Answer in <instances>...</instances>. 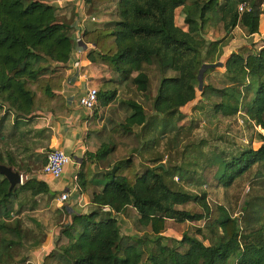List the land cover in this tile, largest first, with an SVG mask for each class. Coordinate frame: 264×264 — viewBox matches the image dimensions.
Segmentation results:
<instances>
[{
	"label": "trees",
	"instance_id": "trees-1",
	"mask_svg": "<svg viewBox=\"0 0 264 264\" xmlns=\"http://www.w3.org/2000/svg\"><path fill=\"white\" fill-rule=\"evenodd\" d=\"M245 1L250 10L240 14L238 8ZM262 1L85 0L94 12L113 5L117 18L82 37L95 47L88 59L118 78L101 86L98 106L113 104L119 85L130 83L148 97L152 78L159 84L151 119L142 104L129 100L121 102L130 112L124 122L110 128L91 125L78 183L94 209L70 215L43 264H264V213L256 219L252 214L259 213L254 207H262L255 200L264 202V197L247 199L238 219L225 204L210 201L208 193L212 188L227 192L248 176L253 184L264 182V134L257 130H264V47L243 48L229 58L228 85L211 77L220 66L222 45L236 27L248 37L260 33ZM209 26L224 37L208 42ZM72 35L70 22L48 0H0V142L8 141L5 148L18 133V144L29 145L24 128L38 117L36 112L68 114L65 100L56 93L62 89L75 47ZM198 90L216 115L240 114L254 139L238 151L213 154L208 165L191 173L184 165L145 166L140 156L157 148L160 138L150 133L158 120H163L162 134L176 130L175 148L182 145L178 124L197 123L186 121L182 109L196 99ZM11 116L14 124L5 132ZM255 141L260 143L257 149ZM202 142L193 149L197 156L204 154ZM30 158L0 147V164L24 175L23 185L12 190L0 175V264H11L8 250L24 241L20 224L8 225L16 206L29 204L33 212L42 196L51 197L45 182L28 177L30 168L22 172L20 161ZM176 175L189 188L178 186ZM118 216L131 222L127 236L122 235ZM169 221L194 226L177 246L163 235ZM200 222L203 226H196Z\"/></svg>",
	"mask_w": 264,
	"mask_h": 264
},
{
	"label": "crops",
	"instance_id": "crops-1",
	"mask_svg": "<svg viewBox=\"0 0 264 264\" xmlns=\"http://www.w3.org/2000/svg\"><path fill=\"white\" fill-rule=\"evenodd\" d=\"M48 3L57 8L58 14L62 19L70 22L73 27L72 37L74 41L80 31L84 35L86 31L103 28L117 20L115 7L113 5H104L99 11L93 13L88 5L80 3L79 0H48ZM262 9L264 10V0L262 1ZM82 17H84L86 21L81 22ZM92 18L96 19V22H93ZM205 37L208 42H217L224 36L216 27L209 26L206 30ZM263 47L264 16L261 17L260 33L248 37L238 26L229 34L226 43L222 45V55L217 60L220 66L211 72V77L220 84L228 85L229 83L226 78V63L229 58L243 48L259 51ZM94 49L95 47L92 44H88L84 42V40L83 42L81 41L80 45L74 47L70 61L67 64V68L64 72L65 78L62 89L56 93L65 100L68 109L67 115L56 116L52 112H36L35 115L38 117H36L31 124L26 126V129L24 128V130H27L26 135L29 145L25 147L18 144L19 133L14 139L9 141V148L4 147V144L8 141L4 143L0 142V147L3 151L10 152L11 154L15 153V156L19 158H28L33 155L39 157L41 154L45 155L51 148L62 149L71 157V162L60 179L56 180L50 175H47L44 172V168L40 171H32V173L28 174L29 178H35L45 182L49 186L51 191L50 200L51 203L55 205L54 215L51 217L47 215L45 221L41 223L46 229V238L39 246H36L34 250H32L34 262L44 261L45 257L54 251L62 229L61 226L70 221V215L72 213L86 214L94 209V206L90 204L85 194V204L79 203L75 195H72L70 200L65 203V207H62V205L58 203V197L69 190L73 185L74 176H78L81 170L83 159L87 153V139L91 125L97 123L100 127H103L106 122L104 114L108 113V110L113 106V104L107 107H99L97 105L96 109L91 113L79 106V99L85 94L88 86L97 87L100 90L101 86L105 83H110L113 79H118L105 66L93 64L88 59L89 53ZM204 51L206 52V50ZM66 82L69 83L66 84ZM206 82H208L207 79ZM120 86L121 85L117 87L118 94L123 91L126 84H124V88ZM118 98L119 97H117V99ZM182 113L186 117V121H195L197 122L196 125L205 121L202 116L205 115L204 117L209 119V126H207L206 137L201 138L200 141H190L185 145L183 153L185 162L178 165H184L185 169L191 173L194 170L198 171L204 165H208L210 161L214 159L213 154L217 155L230 151V146H226L227 144L220 139L222 136L220 135V130H222V127L226 128L229 124L231 125L235 121L240 120L242 117L240 114L230 118H223L220 115H216L213 108L204 101L200 90L197 92L196 99L182 109ZM7 121L5 132H9L10 128L13 126L15 121L14 116L9 117ZM204 125L205 124L202 123L200 126L204 127ZM226 132H228L227 135L231 134L229 129H226ZM262 134H264V131ZM25 140L27 141V138ZM201 141L205 144L201 148L204 154L202 155L200 153V155L197 156L193 153V149L197 147ZM259 146L260 143L258 147ZM231 151L235 152L238 150H233L232 148ZM153 154L154 151L147 153L148 156H146V158L148 159H145L143 163L145 166L152 168L156 165V163L149 162L159 158L153 157ZM163 162L164 160L158 164L162 165ZM217 190L222 191L221 188ZM209 191L210 190H208V192ZM48 200V196H42L37 209L31 212L28 206L25 213H38L48 210L50 207Z\"/></svg>",
	"mask_w": 264,
	"mask_h": 264
},
{
	"label": "rangeland",
	"instance_id": "rangeland-1",
	"mask_svg": "<svg viewBox=\"0 0 264 264\" xmlns=\"http://www.w3.org/2000/svg\"><path fill=\"white\" fill-rule=\"evenodd\" d=\"M180 11L181 9L176 10V23L180 25L182 23V19L180 18ZM91 12H94L91 10ZM158 79L156 77L152 78V87L151 92L148 95V97L136 90V88L131 85L130 83H127L125 88L124 84H122L120 87L124 88L123 91L118 94V99L115 103H113V106L108 110V113L104 114V118L106 120L104 126L107 128L113 127L117 124V122H124L126 117L130 114L129 111H127L124 106L122 105V101H129L134 100L138 103L142 104L146 110V113L148 117H151L154 115V112L152 110V102L153 99L157 93L158 88ZM204 120L203 122H200V124L197 126H190L191 123L182 121L179 123V127H182L181 130V144L179 148H175V142L174 138L176 135V130L174 128L170 131H167L166 133H161V122L163 120H158L156 122V125L153 127L151 134H153L156 138H160L157 148L154 150L153 157H159L156 165L160 163L162 160H164L162 165L165 166H174L178 164H182L185 162V158L183 156L184 148L187 143L190 141H200L201 138L206 137L207 133V126H209V119H206L207 117H204L205 115H202ZM200 120V119H199ZM205 124L204 127H201V124ZM177 122L176 119L173 120L172 125L176 126ZM184 125V126H183ZM226 129H229L230 135H227L228 132H226ZM136 132H139V128L136 129ZM257 130L261 133H263L264 130H262L260 127L257 128ZM221 140L225 142L227 145L230 146V151L232 150H238L241 148V146H248L250 143V140H253L252 132L246 128V124L243 121V118L241 117L240 120L235 121L233 124H229L228 126L222 127V130H220ZM259 145L258 142H253V147L257 148ZM148 156L147 154H143L140 156L142 163L145 162V159ZM32 158V157H31ZM29 160H26L24 162L20 161V164L22 168V172L25 171L26 166L27 168H30L31 171H40L42 168H44L46 163V157L44 154H41L39 157L34 156V158ZM151 159V158H149ZM21 173V172H20ZM23 175V173H21ZM175 182L178 186L183 188H189L187 186L186 181H182L178 175H176ZM252 178L249 179V176L246 180L239 183L237 186L227 190L221 191L212 188L209 193V200L212 202L222 203L225 204L229 211H231L233 217L241 218L242 217V205L247 202V199L251 198L254 199L256 197L262 196L264 197V182L258 181L254 184L251 182ZM194 190V188L192 189ZM200 191V190H199ZM25 196H21L20 201H24ZM49 201V209L38 212V213H25L28 209V205L24 206L22 209L18 208L16 206V215L13 217L12 220L8 221V225L11 227L16 226V223L20 224V229L22 231L23 235V243L20 246H14L11 247L8 252V262L11 264H43V261H33V254L32 250H34L35 242L42 243L46 238V229L44 228V225L41 224L43 221H45V218L51 217L54 215L55 205L51 203L50 197L48 196ZM255 202L260 206L254 207V210L259 213H252L255 217H260L264 213V202L261 200H255ZM19 204V203H18ZM62 207H65V204L62 205ZM260 207V208H259ZM252 209V207H251ZM250 209V210H251ZM246 210V209H245ZM249 210V211H250ZM248 211V212H249ZM254 211V212H255ZM247 212V213H248ZM247 217V214H246ZM124 218V220H123ZM118 219L120 221L121 227H122V235L127 236L131 233L132 227L131 222L123 216H118ZM252 223L254 222L256 224L255 220H251ZM64 224V223H63ZM60 226V225H59ZM196 226L202 227L203 222L198 223ZM257 226V224H256ZM62 227V226H61ZM194 226L190 223H177L174 221H169L167 223V229L165 233L163 234L167 240L173 245L177 246L179 241L182 240L183 235L193 228ZM207 243V242H206ZM25 261L23 262V260Z\"/></svg>",
	"mask_w": 264,
	"mask_h": 264
},
{
	"label": "built area",
	"instance_id": "built-area-1",
	"mask_svg": "<svg viewBox=\"0 0 264 264\" xmlns=\"http://www.w3.org/2000/svg\"><path fill=\"white\" fill-rule=\"evenodd\" d=\"M80 3H85V0H79ZM86 4V3H85ZM239 13L243 14L246 11L250 10L249 3L247 1L240 4ZM264 16V15H263ZM86 21L84 17H82L81 22ZM93 22H96V19L92 18ZM83 34L81 31L77 34L75 38V47L81 44ZM69 82H66L68 84ZM98 95L99 89L97 87L88 86L85 94L79 99V106L85 109L87 112H93L98 105ZM46 164L44 166V172L47 175H50L54 179H60L67 166L71 162V157L65 151L59 148H51L45 153ZM73 185L69 188L68 191L62 193L58 197V203L63 205L67 203L72 195L76 196V200L79 203L85 204L84 194L81 192L78 176H74Z\"/></svg>",
	"mask_w": 264,
	"mask_h": 264
},
{
	"label": "water",
	"instance_id": "water-1",
	"mask_svg": "<svg viewBox=\"0 0 264 264\" xmlns=\"http://www.w3.org/2000/svg\"><path fill=\"white\" fill-rule=\"evenodd\" d=\"M0 175L4 176L10 183V190L18 185H23L24 176L12 167L0 164Z\"/></svg>",
	"mask_w": 264,
	"mask_h": 264
}]
</instances>
